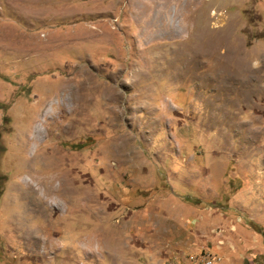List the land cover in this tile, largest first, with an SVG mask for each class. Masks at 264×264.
<instances>
[{
    "label": "rangeland",
    "instance_id": "obj_1",
    "mask_svg": "<svg viewBox=\"0 0 264 264\" xmlns=\"http://www.w3.org/2000/svg\"><path fill=\"white\" fill-rule=\"evenodd\" d=\"M264 264V0H0V264Z\"/></svg>",
    "mask_w": 264,
    "mask_h": 264
},
{
    "label": "built area",
    "instance_id": "obj_2",
    "mask_svg": "<svg viewBox=\"0 0 264 264\" xmlns=\"http://www.w3.org/2000/svg\"><path fill=\"white\" fill-rule=\"evenodd\" d=\"M191 264H221V259L210 253H201L193 259Z\"/></svg>",
    "mask_w": 264,
    "mask_h": 264
}]
</instances>
